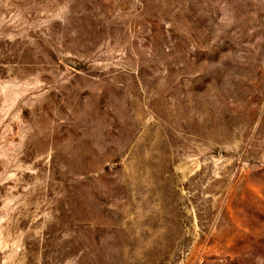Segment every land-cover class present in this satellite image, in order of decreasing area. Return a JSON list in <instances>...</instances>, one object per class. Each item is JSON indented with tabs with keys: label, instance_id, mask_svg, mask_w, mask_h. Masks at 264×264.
<instances>
[{
	"label": "rangeland",
	"instance_id": "rangeland-1",
	"mask_svg": "<svg viewBox=\"0 0 264 264\" xmlns=\"http://www.w3.org/2000/svg\"><path fill=\"white\" fill-rule=\"evenodd\" d=\"M0 264H264V0H0Z\"/></svg>",
	"mask_w": 264,
	"mask_h": 264
}]
</instances>
